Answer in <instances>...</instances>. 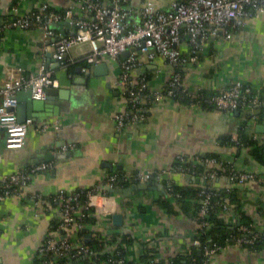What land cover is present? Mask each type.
<instances>
[{
    "label": "crops",
    "instance_id": "obj_1",
    "mask_svg": "<svg viewBox=\"0 0 264 264\" xmlns=\"http://www.w3.org/2000/svg\"><path fill=\"white\" fill-rule=\"evenodd\" d=\"M101 1L110 3L109 0ZM127 1L128 7L134 9V16L128 19L132 26L137 23L139 10L147 2L157 9L168 10L172 8V3L184 0ZM41 3H47L58 12L73 10L70 17H63L54 24L53 28L59 36L74 31L76 16L91 17V13L81 11L75 5V0H0V18L8 16L14 7L20 12H27ZM179 48L187 52L186 39H181ZM53 53L54 47L43 42L42 31L37 28L0 30V103L4 98L1 88L11 71L24 77L49 71L59 82L58 87L46 89L50 93H46L42 100L32 99L27 90L16 93L17 104L19 100L22 103L27 99L41 102L27 118L31 123L22 148H6V132L0 126V185L6 175L36 163L50 164L48 171L34 176L25 187L27 193L43 200L41 204L15 195L0 200V264H33L44 232L58 219V213L46 199L59 191L72 192L101 185L103 177L115 170L166 169L178 155L216 153L238 169L256 171L255 180L237 183L236 186L244 191L243 211L259 223L255 230L264 228V218L258 215L256 206L257 200L264 202V167L254 163L246 152L233 158L231 151L218 143L220 135L236 132L242 123L240 117L243 111L238 115L234 110H204L197 105L168 100L155 106L146 121L127 124L119 129L114 114L126 109L128 104L115 88L121 72L120 61L124 56L102 58L99 64L103 63L106 67L102 74L96 75L95 72L100 70L94 71V65L84 64L86 56L91 53L88 43L68 51L66 66L57 61ZM136 55L144 67L135 70L134 75L139 77L147 70L154 72L159 67L162 68L161 73L156 75L154 72L149 83L153 87L164 85L173 68L166 65L162 58L149 62L145 61L144 54L136 51ZM184 71L183 81L190 91H197L199 87L217 90L235 80L255 89H264V12L247 20L237 29L232 40H215L203 46L197 62L186 66ZM248 111L253 110L245 111L249 119L252 115L248 116ZM55 122L58 130L50 126L45 132L37 131L42 125ZM49 155L52 156L50 160L44 159ZM172 177L183 183L181 175L172 174ZM214 183L225 186L229 181ZM139 191H148V194L135 195ZM157 192L164 193L165 188L163 191L156 187L136 190L128 197H122L132 199L134 195L132 204L135 208L143 206L144 212L123 206L118 197L122 209L102 216V223L88 226L89 234L94 236L105 231H121L112 221L114 214L121 213L123 227L130 229L132 236L139 239L138 243L126 246L127 259L133 264L139 261L142 254L139 241L151 242L150 246L158 251L157 260L188 252L194 247L191 237L197 228L196 222L191 215L168 213L157 206L153 202ZM107 222L110 228L105 230L104 223ZM236 222L235 218L229 220V223ZM206 264H264V246L259 250H250L230 245L210 256Z\"/></svg>",
    "mask_w": 264,
    "mask_h": 264
},
{
    "label": "built area",
    "instance_id": "obj_2",
    "mask_svg": "<svg viewBox=\"0 0 264 264\" xmlns=\"http://www.w3.org/2000/svg\"><path fill=\"white\" fill-rule=\"evenodd\" d=\"M126 1V0H125ZM75 5L81 11L91 13L90 18L75 17L74 31L68 35L59 36L56 34L52 24L61 20L63 17H70L73 10H67L63 14L51 8L47 3L38 4L33 10L20 12L15 7L11 10V18H0V30H29L37 28L42 31L43 42L47 46L54 47L53 57L65 63L68 51L77 45L88 43L91 47V53L86 56L90 65L99 64L102 58H119L126 50L131 48H140L144 54L145 61L153 62L156 58H162L166 65L189 66L197 62L200 52L206 44L215 40L230 41L235 37L237 29L253 16L264 12V0H186L185 2L172 3L169 10L157 9L154 4L147 2L139 10L137 23L132 26L129 24L134 13V9L124 7L120 0H111L105 4L100 0H75ZM188 37L187 52L179 48L181 39ZM144 63L137 57L136 51H132L120 61L121 72L115 82V88L120 95L127 100V107L130 105L133 109L126 108L114 114V120L117 128H124L127 124L146 121L150 112L155 106L164 104L169 97L173 95L174 90L182 89L191 97L189 106H200L199 101H193L197 91H190L183 81L180 72L170 71L166 82L161 87H153L143 77H136L135 70L143 68ZM162 68H155L156 75L160 74ZM243 82L235 80L229 82L216 90L206 101L214 104L218 109H239L250 108L254 110L264 106V96L254 94L247 97L246 92L242 90ZM59 82L51 72L41 71L36 75L24 77L16 72H9L1 93L4 98L0 103V126L5 129V146L9 149L22 148L28 133L30 121L18 122L17 117L10 107L16 105L15 95L20 90H29L32 99L42 100L46 96L48 87H58ZM203 87H199L197 90ZM205 89V88H203ZM257 119L253 115V122ZM264 124V116L256 124ZM53 126L58 130L57 122L48 125L44 124L37 131L45 132ZM254 138L260 144H264V134L254 133ZM202 155V154H200ZM198 154L187 156L188 162L192 167L200 161L208 168V175L213 178L218 170L222 168L223 161L217 158H201ZM185 155L176 157L183 159ZM226 160V159H225ZM226 162L231 163L226 160ZM231 172L239 183L253 181L257 178V173L253 169H238L231 163ZM50 169L47 162L36 163L27 169L19 170L12 174L6 175L1 180L0 200L7 196H22L35 200L41 204L43 200L39 196H33L26 192L25 187L29 181L39 173L46 172ZM177 171L182 177L189 176V167L172 164L166 169H149L140 168L126 170L123 179L131 182L150 181L153 176L155 180L172 179V174ZM194 174V171H192ZM101 185L90 188H79L72 192L64 190L59 191L53 196L52 201L55 203V210L58 213V226L50 227L46 230L37 247L36 254L41 257L45 253H51L54 257H71L80 255H93L92 249L76 237V232L88 227L81 222V207L92 208V214L95 222L89 226L100 224L104 221L102 216L109 213H115L121 210V204L116 194L106 192L105 187L121 188L118 186V175L108 173L103 177ZM85 192V204L79 205V195ZM45 201V200H44ZM208 195L202 201L201 209L195 217L197 221L207 212ZM224 211L221 216L226 222L235 218L233 206L224 204ZM225 215V216H223ZM104 216V217H105ZM105 230L110 228L109 222L104 223ZM209 224L202 223V227L208 228ZM254 228L259 227V223L254 221ZM88 229H90L88 227ZM240 236H234L235 245H241L243 242H250L244 236L248 229L240 227ZM111 233H101L105 239H109ZM99 235V234H94ZM264 236V228L256 231L255 237ZM91 237V235H90ZM193 246H200L198 240H193ZM125 246H123L124 248ZM105 251L111 255L112 264H126L123 259H114L115 246L105 241ZM117 253V252H116ZM216 249L204 248V254L212 256ZM154 258L153 262H157ZM93 261H89L92 264ZM108 262V261H107ZM106 261H95L94 264H107ZM47 264H57L50 260Z\"/></svg>",
    "mask_w": 264,
    "mask_h": 264
},
{
    "label": "trees",
    "instance_id": "obj_3",
    "mask_svg": "<svg viewBox=\"0 0 264 264\" xmlns=\"http://www.w3.org/2000/svg\"><path fill=\"white\" fill-rule=\"evenodd\" d=\"M101 1V0H100ZM111 1V0H109ZM186 0L182 1L185 2ZM179 2V3H182ZM120 4L124 7H128V1L120 0ZM170 9V8H169ZM168 9V10H169ZM60 13L63 14L61 11ZM5 18H11V15L6 16ZM34 29V28H30ZM184 39H188L187 36L184 35ZM182 38V39H183ZM185 52V51H184ZM200 57V55H199ZM124 59V58H122ZM86 66L89 65L87 61H84ZM63 66H66V62ZM185 65L181 66H174L173 71L180 72L184 75ZM154 72L152 70H147L144 74H140L139 77L145 78L148 82L151 81L153 78ZM184 77V76H183ZM242 90H249L246 92V96L250 97L254 94H259L264 96V89H255L247 83H244L242 86ZM216 90H208V89H199L196 92L193 101H199L200 107L204 110H217L218 108L214 104H209L206 100L212 95L215 94ZM169 100H173L179 102L184 105H189L191 103V97L187 95V93L182 92L181 88L174 90L173 95L168 98ZM129 109H133L130 105L127 107ZM250 110V108H239L238 110L243 111L242 116L240 117L242 120L241 125L237 128L234 134H222L218 138V143L221 147L229 149L231 151V155L233 158H237L241 156L242 153L246 152L250 159L254 163L259 166L264 167V144H260L258 140L254 138V131L253 126L256 124V121L259 122L261 117L264 116V106L259 108V113L256 114L257 119L253 122V115L248 119L245 115L246 110ZM232 110V109H227ZM253 120V121H252ZM202 154V155H200ZM201 158H217L223 161V166L217 172V174L210 178L208 173V168L205 166L203 161L199 162L198 164H194L192 167L191 162H188L187 156L183 157V159H175L172 163L174 167L178 165H182L184 167H189L190 171L189 176L191 178H203L211 180L212 183L210 185H205L202 183H196L195 181L188 180L185 177H182L183 183H179L174 180L172 177L171 180L168 179H159L157 181L162 182L164 184L165 192L158 193L155 197L153 202L159 206L160 208L164 209L168 213L177 214L178 212H182L185 215H191L195 217L198 215L202 201L208 195V205H207V212L200 217L196 222L197 228L195 229L191 239L198 240L200 242V246H194L186 253H176L173 256L160 258L157 262H153L155 256L157 255V249L150 246V243H139L142 245V254L140 259L135 264H206L208 262L209 256L204 254V248L208 247L210 249H216V253H219L224 248L230 245H235L233 238L234 236H240L241 231L239 230L240 227H245L248 229L247 232H244V236L248 239H253L250 242H243L240 246L244 248H248L250 250H259L264 246V236L255 237L256 230L254 228V220L243 211L244 199L242 195L244 191L241 187H237L236 184L239 183L236 178H234L231 172V163L226 162L225 158L217 155L216 153H199ZM126 170H115L111 171L110 173H116L118 175V186L121 188L128 187L131 182L123 179L124 173ZM135 171V170H134ZM194 171V174L192 173ZM174 175H179L177 171L173 172ZM150 181H156L155 178L152 176ZM223 180H228V185H220L219 183ZM79 190V189H77ZM107 192V191H106ZM136 194H148V191H139ZM122 205L126 207H134L132 204V199H122ZM53 196L50 197L49 202L51 203L52 207H55L54 201H52ZM86 195L85 192H82L79 195V205L82 206L85 204ZM224 204L232 205L234 216L236 219V223H229L226 222L225 219L221 216V213L224 211ZM257 206V213L260 217L264 218V202L262 200L256 201ZM137 208V209H136ZM136 210L141 212L145 211L143 206L136 207ZM81 214L80 219L81 222L85 223L86 225H91L95 222V217L92 214V208H82L81 207ZM206 222L209 224L208 228L202 227V223ZM53 227L58 226V221H55ZM258 232V231H257ZM90 233L88 227L81 229L76 232V237L82 241L85 246H88L92 249L93 255H80L78 257H71V254L66 257H54L49 252L43 254L41 257L34 256L33 264H47L50 260H54L57 264H90L89 261H108L107 264H112V258L109 252L105 251L104 245L105 241L113 244L116 248L114 253V259H123L125 260L126 264H133L132 262L128 261L127 259V250L126 246L134 245L138 243V238L132 236V234H128L122 231H113L110 234L109 239H105L104 236L95 235L91 236V238L86 242V235ZM123 246H125L123 248ZM199 250L201 253H199ZM117 252V253H116Z\"/></svg>",
    "mask_w": 264,
    "mask_h": 264
},
{
    "label": "water",
    "instance_id": "obj_4",
    "mask_svg": "<svg viewBox=\"0 0 264 264\" xmlns=\"http://www.w3.org/2000/svg\"><path fill=\"white\" fill-rule=\"evenodd\" d=\"M55 23L56 22H54L52 24V27H54ZM67 26H68V24H67ZM132 51H137L138 53H141L140 52V48H136V49L135 48H131V49L126 50L122 55L124 57H126ZM105 67L106 66L103 63L95 65L94 66V71L100 70L99 72H95V74L96 75L102 74L101 71L104 70ZM86 75H88V74H86ZM27 91L29 93V96H31L30 91L29 90H27ZM46 93H50V92L47 90ZM19 102H21V101L19 100ZM19 102L17 104V101H16V105L14 107H10L11 111H13V112L15 111L16 112L15 115L17 117L18 122H25L27 120V118L31 117V111L34 109V107L41 104V102L34 101L32 99L31 100L27 99L26 101H24L22 103H19ZM234 112H235V114L240 115V110L234 109ZM258 113H259V108H256L253 111H248V116H251L253 114H258ZM241 114H242V112H241ZM2 129H4V128L2 127ZM253 131L255 133H258V134H264V124H261V123L255 124L253 126ZM51 158H52V156L49 155V156H46L44 159L50 160ZM108 166L111 167L110 164H108ZM185 178H187L188 180L195 181L196 183H202V184H205V185H210L212 183L211 180L203 179V178H199V177H196V178L185 177ZM154 187L158 188L161 191L164 190V184L158 182L157 180L156 181L136 182V183L130 184L128 187H123V188L105 187V190L107 192H109V193L120 195L121 197L125 198V197L130 196L136 190H148V189H151V188H154ZM112 221H113V224L115 226H119L121 228L122 232H125V233H128V234H132V231L130 229L123 227V216H122L121 213L114 214L112 216ZM89 239H90V234L87 235L86 242ZM199 253H201L200 250H199Z\"/></svg>",
    "mask_w": 264,
    "mask_h": 264
}]
</instances>
